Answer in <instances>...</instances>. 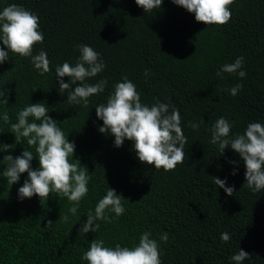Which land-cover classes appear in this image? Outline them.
<instances>
[{"label": "trees", "instance_id": "1", "mask_svg": "<svg viewBox=\"0 0 264 264\" xmlns=\"http://www.w3.org/2000/svg\"><path fill=\"white\" fill-rule=\"evenodd\" d=\"M11 3L39 17L44 43L34 47L33 55L46 51L52 71L40 75L31 58L10 51L0 64V91L8 100L0 103V115L6 111L10 117L9 123L0 118V143L12 145L0 150V161L25 148L35 153L26 141L16 143L11 123L26 106L42 103L75 143L72 162L80 160L92 179L72 215V204L56 194L42 202L37 195L20 200L18 189L27 173L9 185L3 176L7 165L0 162V264H88L81 257L93 239H103L106 247L119 243L131 248L146 231L159 242L162 264H235L231 257L240 249L251 254L243 264H264V190L253 192L247 186L238 153L228 147L220 154L218 145L210 143V129L220 117L233 125L230 138L243 134L249 123L264 125V0H234L231 19L222 26L197 22L194 13L172 0H163L150 13L135 0H0V11ZM79 44L91 46L106 64L86 81H108L87 107L68 102L55 73L65 61L75 65ZM0 47L7 50L2 42ZM239 56L246 77L216 76ZM123 76L136 85L143 104L158 99L179 109L187 144L184 163L174 171L143 164L131 141L115 147L114 136L99 132L103 121L96 106L106 104ZM63 79L68 83L70 78ZM238 83L243 88L230 95L228 89ZM190 121L199 129L191 128ZM31 165L39 168L35 154ZM214 177L234 187L233 195L216 186ZM109 187L122 196L125 213L119 218L109 213L112 223L97 221L96 233L79 232ZM224 232L231 236L226 243L221 241ZM162 233L168 234L167 242L160 240Z\"/></svg>", "mask_w": 264, "mask_h": 264}, {"label": "clouds", "instance_id": "2", "mask_svg": "<svg viewBox=\"0 0 264 264\" xmlns=\"http://www.w3.org/2000/svg\"><path fill=\"white\" fill-rule=\"evenodd\" d=\"M135 3L145 13H150L154 9H160L163 0H135ZM172 3L194 13L197 22L222 26L231 19L229 6L234 0H172ZM39 29V17L30 10L16 3L4 7L0 11V42L7 50L0 47V64L9 59L10 51L20 57L31 58L32 65L40 75L51 72V61L46 51L41 49L38 54L33 55L34 47L44 43V34ZM77 47L80 56L75 65L65 61L56 66L55 73L59 81V92H67L68 102L87 107L89 98L104 92L108 81L101 79L95 84L86 81L103 72L106 64L100 53L91 46L79 44ZM243 65L244 57L239 56L233 63L222 65L216 76L223 79V74L228 73L244 78L247 73L243 70ZM144 75H149L148 70H145ZM65 76L70 78L68 83L63 79ZM242 88L243 85L238 83L228 91L230 95L236 96ZM0 97H5L0 103L7 105L5 91H0ZM48 113V108L42 103L30 104L17 113V121L11 123L15 141H26L27 145L35 147V153L25 148L19 156L5 155L0 161L7 165L3 176L7 179V184L12 185L20 180L22 173H27V178L18 189L20 200L37 195L42 202L48 200L50 194H56L67 198L72 204L69 212L76 215L81 201L89 192L88 184L92 177L88 174V169L80 167V160L72 162L75 143L69 141L68 136L58 127V122ZM96 116L103 121L99 132L114 136L115 147H121L125 139L131 141L138 160L143 164L170 172L178 164L184 163L187 137L181 127L179 109L158 99L151 106L143 104L136 85L127 76H123L121 82L114 85V91L108 96L106 104L96 106ZM0 118L4 123L10 122L6 111ZM189 126L195 130L200 127L191 121ZM232 126L224 117L217 119L210 129V143L218 145L220 154L228 147L238 153L245 164L247 186L253 192L264 190V125L259 122L249 123L243 134L230 138ZM10 148L12 145L0 146L3 151ZM34 154L39 160L37 169H33L31 165ZM214 183L224 188L229 196L235 192L234 187H226L225 180L214 177ZM125 211L122 196L109 187L106 195L96 204L94 213H87V220L79 232L96 233L100 228L97 221L112 223L114 218L109 213H115V218H119ZM68 219L67 215L63 217L64 222ZM51 223L49 220L47 225ZM151 236V232H143L138 244L131 248L122 247L119 243L114 248L106 247L103 239H93L81 258L88 261V264H162L159 242ZM230 239L229 233H221L222 242L226 243ZM160 240L167 242L168 234L162 233ZM250 259L251 254L243 249L231 257L235 264H243Z\"/></svg>", "mask_w": 264, "mask_h": 264}]
</instances>
